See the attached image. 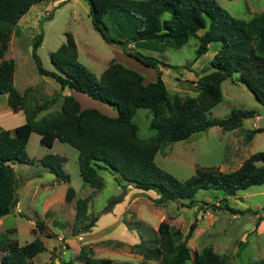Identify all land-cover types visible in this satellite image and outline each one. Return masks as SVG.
I'll use <instances>...</instances> for the list:
<instances>
[{
	"label": "trees",
	"instance_id": "trees-1",
	"mask_svg": "<svg viewBox=\"0 0 264 264\" xmlns=\"http://www.w3.org/2000/svg\"><path fill=\"white\" fill-rule=\"evenodd\" d=\"M54 1L0 0V95H8V104L14 113L22 110V101L15 88L16 62L6 59L12 34L34 6ZM83 1L87 3L92 24L103 40L121 47L141 66L155 70L157 79L146 83L141 71L122 62H112L97 77L80 62L79 49L71 33L66 34L65 43L51 55L54 69L48 70L38 54L44 42L42 31L33 43V57L39 74L55 80L61 90H74L109 104L118 115L110 116L98 109H83L80 102L69 95L64 97L61 110L39 118L40 113L57 103V99H45L40 103L35 97H30L29 112L23 125L14 130L0 126V218L9 216L18 207V178L14 166L35 163L27 152L33 133L39 134L41 143L49 148H53L57 141L76 148L82 180L97 191L104 187L101 172L108 171L125 187L156 193L159 197L156 202L161 205L180 202L185 207H197L201 192L220 191L226 196L222 200L223 205L212 204L210 208L235 216L244 215V211L233 209L228 200L237 197L239 192L264 185V152L250 156L236 171L226 173L218 168L202 167L185 181L158 166L156 157L167 144L187 141L214 127L233 131L241 128L246 120L261 116L257 109H236L223 119L210 118L209 114L224 99V82L236 75L264 106V13L244 21L233 17L216 0ZM115 9L124 12L125 17L121 21L128 29L126 38L120 28L121 22L111 20L110 14ZM133 30L135 34L131 37ZM112 32L121 38L113 37ZM192 39H196L199 46L195 58L185 67L171 65L129 48L130 44L134 47L136 43L152 41L180 50ZM214 43L220 48L212 62L201 71H193V66L210 52ZM162 69H172L177 74L190 69L197 77L195 84L199 93L184 98L178 93L172 94L162 78ZM141 109L148 110L152 116L149 129L153 134L148 138L141 136L139 125L134 121ZM261 133H264L263 127L251 130L247 133V140ZM67 162V157L58 154L47 155L41 160L56 174L57 182L65 184L71 182V176L63 168ZM76 198V190L69 187L66 203L71 204ZM88 207V199L77 200L75 224L87 222ZM97 221L93 219L84 230L90 232ZM36 227L44 231L43 222H37ZM194 229L195 225L179 245L177 233L167 230L156 232L150 228L143 231L150 239L140 246L145 264H161L159 260L163 264H227L226 259L211 247L192 255L188 240ZM36 231L35 228L33 233ZM46 249L40 237L21 246L8 233L0 235L2 264H34L33 260ZM79 258L86 264H116L112 259L95 258L85 247ZM258 264H264V261Z\"/></svg>",
	"mask_w": 264,
	"mask_h": 264
},
{
	"label": "rangeland",
	"instance_id": "rangeland-1",
	"mask_svg": "<svg viewBox=\"0 0 264 264\" xmlns=\"http://www.w3.org/2000/svg\"><path fill=\"white\" fill-rule=\"evenodd\" d=\"M216 1L233 17L244 21L264 13V0ZM57 5V9L50 3L34 6L12 34L6 59H14L16 62L15 88L22 101L21 115L29 112L30 97H35L40 103L45 99H57L54 106L40 113V118L61 110L66 93H70L83 109H98L110 116H117V111L109 104L74 90H61L55 80L39 74L33 57V43L38 35L43 31L44 42L38 54L48 70L54 69L51 53L65 43L66 34L71 33L79 49L80 62L97 77L112 62H122L141 71L146 83L157 79L156 71L141 66L121 47L106 43L92 24L86 2L72 0ZM51 16L52 20H47ZM120 22L123 37L126 38L127 26L121 20ZM111 34L115 38H121L114 32ZM134 34L133 30L131 37ZM198 46V41L192 39L180 50L152 41L139 42L134 47L130 44L129 48L165 60L171 65L185 67L195 58ZM218 46L219 44H212L210 52L199 59L193 66V71H201L206 64L212 62ZM162 71V78L172 94L178 93L184 98L199 93L195 84L197 77L190 69L179 74L172 69ZM223 95V101L211 111L210 118H226L236 109H257L261 116L246 120L241 128L233 131L214 127L187 141L167 144L156 157L158 166L177 179L185 181L196 173L197 168L202 167H214L226 173L236 171L250 156L264 152V133L257 134L250 141L246 137L249 131L264 128V106L239 82L237 75L224 82ZM2 100L0 98V126L12 130L15 124H24V118L11 110L8 101L5 103L6 108L3 107ZM151 119L149 111L144 109L134 119L143 138L153 134L149 129ZM27 152L35 159V163L14 166L18 178L17 199L20 206L3 218L4 227L1 226L0 235L8 233L21 246L40 237L47 249L33 260L34 264H86L79 258L84 247L91 250L95 258L112 259L116 264H145L140 246L150 239L143 231L150 228L156 232L167 230L177 233L176 241L179 245L191 233L193 225L195 229L188 240L192 255L211 247L215 253L226 259L227 264H258L264 261V185L251 187L247 191L239 192L237 197L229 198L228 203L233 209L245 212L244 215L235 216L227 211L210 208L212 204L223 205L222 200L226 196L220 191L201 192L197 198V207H185L180 202H166L161 205L156 202L159 198L156 193L143 192L132 186L125 187L123 182L108 171L101 172L104 187L97 191L82 180L79 152L76 148L59 141L53 148H49L41 143V137L37 133L32 134ZM50 154L67 157L68 162L63 168L71 176L70 183H58L56 174L41 163ZM69 187H73L77 193V198L71 204L65 201ZM78 199H88V220L75 224ZM93 219H98L95 227L86 232L85 226ZM29 220H33L35 225L43 222L44 231H39L36 226L32 229V221ZM35 228L37 231L33 233ZM158 263L163 264V261L159 260Z\"/></svg>",
	"mask_w": 264,
	"mask_h": 264
},
{
	"label": "crops",
	"instance_id": "crops-1",
	"mask_svg": "<svg viewBox=\"0 0 264 264\" xmlns=\"http://www.w3.org/2000/svg\"><path fill=\"white\" fill-rule=\"evenodd\" d=\"M72 0H56V1H54V2H52V3H50V5H52V7L53 8H55V9H57L58 8V5L57 4H66L67 2H71ZM124 14V12L122 11V10H120V9H115V10H113L112 12H111V14H110V17H111V20H113L114 22H116V23H120V20L123 18V17H125V15H123ZM219 48H220V46H218L217 47V49L219 50ZM59 49V48H58ZM57 49V50H58ZM56 50V51H57ZM55 51V52H56ZM54 52H52L51 53V55L53 54ZM196 70V69H195ZM103 73V72H102ZM102 75V74H101ZM58 88H61L60 86L58 87ZM67 95H65V96H74L73 94H70V93H66ZM1 97V99H3L2 100V103H3V107H5L6 108V105H5V103L8 101V96L7 95H0ZM23 110V109H22ZM21 110V111H22ZM21 111L20 112H18V114H16V115H21L22 113H21ZM100 111H102V110H100ZM27 113V112H26ZM27 115H28V113L25 115L24 113H23V116H22V118H24V121L26 122V117H27ZM259 119H261V118H259ZM18 124H15L14 125V128L12 129V130H14V129H16L18 126H17ZM23 125V124H22ZM16 126V127H15ZM19 126H21V125H19ZM55 183H56V186L58 185V183L55 181ZM66 195V194H65ZM19 201V200H18ZM19 206H20V204H19ZM18 206V207H19ZM17 207V208H18ZM29 221H32L31 222V228L33 229V227H35L36 225H35V223H34V221L33 220H29ZM0 228H1V226H2V228L4 227V220H3V218H0Z\"/></svg>",
	"mask_w": 264,
	"mask_h": 264
},
{
	"label": "water",
	"instance_id": "water-1",
	"mask_svg": "<svg viewBox=\"0 0 264 264\" xmlns=\"http://www.w3.org/2000/svg\"><path fill=\"white\" fill-rule=\"evenodd\" d=\"M131 51H133V50H131Z\"/></svg>",
	"mask_w": 264,
	"mask_h": 264
}]
</instances>
